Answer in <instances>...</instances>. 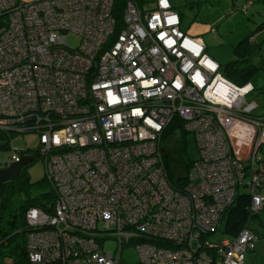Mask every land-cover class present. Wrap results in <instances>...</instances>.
Listing matches in <instances>:
<instances>
[{
    "label": "built area",
    "instance_id": "built-area-1",
    "mask_svg": "<svg viewBox=\"0 0 264 264\" xmlns=\"http://www.w3.org/2000/svg\"><path fill=\"white\" fill-rule=\"evenodd\" d=\"M117 3L0 0V129L38 135L30 156L41 157L54 192L49 210L25 209L27 261L243 264L250 228L215 242L207 234L239 186L249 211L264 207V111L246 100L254 84L224 76L169 0H123L120 13ZM175 117L197 150L180 184L168 181L160 143ZM233 119L256 132L241 156L226 132ZM19 158L13 150L5 165ZM109 237L118 252L133 243L136 261L105 251Z\"/></svg>",
    "mask_w": 264,
    "mask_h": 264
},
{
    "label": "rangeland",
    "instance_id": "rangeland-1",
    "mask_svg": "<svg viewBox=\"0 0 264 264\" xmlns=\"http://www.w3.org/2000/svg\"><path fill=\"white\" fill-rule=\"evenodd\" d=\"M30 1V0H22ZM142 7L150 6L154 0H135ZM171 5L180 13V28L190 35L199 34L206 46L207 53L219 64V70L223 71L226 62L240 58L241 52L233 49V46L245 35L254 36L255 40L264 39V24L256 28L260 18H255V12H244L234 4L239 5L240 1L232 0H169ZM259 19V20H258ZM210 27L215 28V32H210ZM256 28V29H255ZM66 43L74 46L78 42V35L73 32H67L65 36ZM261 43L262 54L264 56V41ZM249 62L257 65V68L251 73L249 80L256 86L250 93L246 94L247 101H253L256 104L254 113L259 114L264 111V59L263 62L253 51L249 54ZM230 136V143L233 152L241 156L252 146L256 137L255 128L245 121L233 119L226 128ZM0 129V166L5 165V159L17 150L20 155H31L34 147L38 144V135L35 132L11 133ZM176 138L167 142L165 148L168 158L172 164L174 172L181 175L185 172L184 156L194 157L197 154L190 138V132L185 134L186 141L180 140V134L176 132ZM264 139L262 140V142ZM184 148L187 151H184ZM22 171L31 182L40 179L44 175V163L40 156L33 155L27 162ZM243 189V186H239ZM38 188L28 185L24 188H7L4 191L6 199L7 212L16 210L24 200L36 192ZM223 224L219 225L213 232L207 234L209 240H216L223 235ZM105 251H112L115 255L119 254L126 262H135L137 259V250L133 243L121 247L118 252L114 238H105L103 240Z\"/></svg>",
    "mask_w": 264,
    "mask_h": 264
},
{
    "label": "trees",
    "instance_id": "trees-1",
    "mask_svg": "<svg viewBox=\"0 0 264 264\" xmlns=\"http://www.w3.org/2000/svg\"><path fill=\"white\" fill-rule=\"evenodd\" d=\"M116 1L118 2L116 6V13H120V4H122L123 0ZM137 4L141 6L139 3ZM249 37L250 35L248 34L243 36L233 46V49L235 51H240L243 55H241L240 58H236L234 60L226 62L222 71V74L224 76L236 83H243L245 81H248L253 70L257 68V65L249 62L250 52L253 51V53H257L258 51L256 43H252V40H250ZM176 132L180 134V140L182 142L186 141L185 134L187 132L181 127L179 119L177 117H175L168 125H166V127L162 131V134L160 136V143L163 145V147L166 146L168 141L177 139L175 136ZM6 134L8 133L6 132ZM190 140L195 147V143L192 137L190 138ZM184 151L187 150L184 148ZM162 156L167 172V178L171 184H180L182 182L185 172L190 165V162L194 157H196V155L194 157L185 155V172L181 175H177L174 172L170 159L168 158V153L164 151L162 153ZM23 166L21 167L18 175H16L12 179L0 182V264H29L25 251V209L30 205H34L45 210H49L51 202L54 199L52 186L49 180L45 178V175H43L40 179L31 182L27 179V176L22 171ZM28 185H32L33 187L38 188V190L32 195H29L20 205V207H18L17 211L8 210L7 212H5L4 207H6L7 202L4 197V191H6L8 187L20 189ZM248 203V192L245 190V188H238L232 202L224 209L221 214L219 225L223 224V235L232 236L236 234L242 226H246L247 219L251 218L252 215L256 212L248 210ZM211 242H215V240H211Z\"/></svg>",
    "mask_w": 264,
    "mask_h": 264
},
{
    "label": "crops",
    "instance_id": "crops-1",
    "mask_svg": "<svg viewBox=\"0 0 264 264\" xmlns=\"http://www.w3.org/2000/svg\"><path fill=\"white\" fill-rule=\"evenodd\" d=\"M235 1L236 0H232V3L234 4ZM237 1H240V3H239V5H240L241 3H243L246 0H237ZM230 2H231V0H230ZM170 5H171V3H170ZM234 5L237 6V4H234ZM171 7L179 15V26H180V23H181L180 22L181 18H180V14H179L180 12L177 9H175L172 5H171ZM243 11L244 12H249V11L255 12V18H260V21L256 24V28L259 26H263L262 24H264V22H263V19H264V0H250V4H249L247 10H243ZM259 28H261V27H259ZM195 35H199V34H195ZM262 41H264V39L263 40L262 39L255 40V38L253 36L251 42L256 43V46L258 49L256 55L258 56L259 59H262V62H263L264 56L262 54L261 43H260ZM205 51H206V46H205ZM253 84H255V83H253ZM261 89H264V87ZM259 149H260L261 155H260V159L256 163V167L259 170H261V172H262V184L259 187V191L261 193H264V141L261 142ZM246 226L248 228H250L255 233L256 238H255V241H254L252 248L246 249L244 251L243 264H264V207L260 208L258 211H256L252 215L251 218L247 219Z\"/></svg>",
    "mask_w": 264,
    "mask_h": 264
},
{
    "label": "water",
    "instance_id": "water-1",
    "mask_svg": "<svg viewBox=\"0 0 264 264\" xmlns=\"http://www.w3.org/2000/svg\"><path fill=\"white\" fill-rule=\"evenodd\" d=\"M164 151V148H161ZM31 160L30 155H20L17 161L11 162L8 165L0 167V182L9 180L19 174L23 165Z\"/></svg>",
    "mask_w": 264,
    "mask_h": 264
}]
</instances>
